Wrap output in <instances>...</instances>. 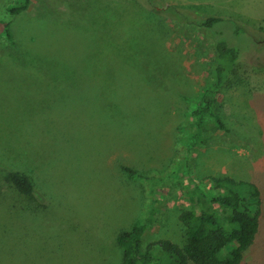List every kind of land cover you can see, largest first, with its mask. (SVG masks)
<instances>
[{"label":"rangeland","instance_id":"1","mask_svg":"<svg viewBox=\"0 0 264 264\" xmlns=\"http://www.w3.org/2000/svg\"><path fill=\"white\" fill-rule=\"evenodd\" d=\"M10 1L0 0L14 35L11 45L0 23V170H20L40 195L0 182V264H120L115 237L147 216L150 190L155 222L142 247L183 245L192 179L208 189L206 177L224 175L260 190L258 232L239 264H264V29L238 12L244 0H154L150 10L32 0L19 16L6 12ZM208 16L221 19L203 27ZM219 42L238 52L214 105L224 128L207 118L187 152Z\"/></svg>","mask_w":264,"mask_h":264},{"label":"trees","instance_id":"2","mask_svg":"<svg viewBox=\"0 0 264 264\" xmlns=\"http://www.w3.org/2000/svg\"><path fill=\"white\" fill-rule=\"evenodd\" d=\"M137 7L150 10L154 0H132ZM32 0H11L5 10L8 14L19 16L27 11ZM221 18L208 16L203 27H210ZM5 39L14 45L13 33L9 21H0ZM215 62L209 82L201 89L190 110L191 133L182 140L187 152L192 151L203 140L204 123L212 118L218 129H223L214 105L220 90L229 80L236 68L238 52L224 42L215 45ZM175 166V171L179 169ZM120 170L130 179H145L135 169L125 164ZM173 171V174L175 173ZM164 179H160L162 182ZM193 180V194L189 201L191 209L183 210L178 220L186 228L183 245L169 239H158L142 247L143 235L155 222L156 198L150 190L152 201L148 214L128 230L118 232L116 244L122 250L120 264H239L245 251L253 243L259 228L261 215V193L251 181L236 180L230 176H208L210 187L205 189ZM0 182L9 191L20 198L33 200L39 197L30 177L17 169L0 170ZM215 204L217 208H206V204ZM222 211H225L223 214Z\"/></svg>","mask_w":264,"mask_h":264},{"label":"crops","instance_id":"3","mask_svg":"<svg viewBox=\"0 0 264 264\" xmlns=\"http://www.w3.org/2000/svg\"><path fill=\"white\" fill-rule=\"evenodd\" d=\"M236 7L239 13L247 17L251 25L264 29V0H244Z\"/></svg>","mask_w":264,"mask_h":264}]
</instances>
